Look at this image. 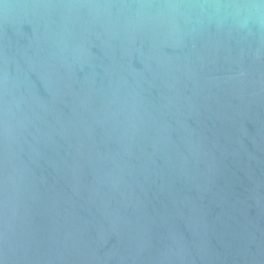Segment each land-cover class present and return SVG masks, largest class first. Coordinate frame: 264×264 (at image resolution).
Instances as JSON below:
<instances>
[{
  "label": "water",
  "instance_id": "obj_1",
  "mask_svg": "<svg viewBox=\"0 0 264 264\" xmlns=\"http://www.w3.org/2000/svg\"><path fill=\"white\" fill-rule=\"evenodd\" d=\"M0 264H264V0H0Z\"/></svg>",
  "mask_w": 264,
  "mask_h": 264
}]
</instances>
